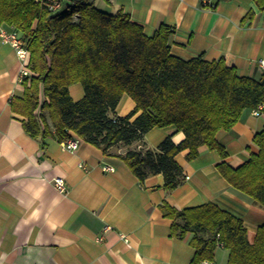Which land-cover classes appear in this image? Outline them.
Returning <instances> with one entry per match:
<instances>
[{
  "label": "crops",
  "instance_id": "1",
  "mask_svg": "<svg viewBox=\"0 0 264 264\" xmlns=\"http://www.w3.org/2000/svg\"><path fill=\"white\" fill-rule=\"evenodd\" d=\"M92 1L105 13L122 10L147 36L168 27L170 50L178 58H222L239 76L263 79L258 62L264 60V12L252 0H212V10L199 0ZM1 32L13 30L0 26V264H199L191 234L183 239L171 235L173 221L163 205L182 211L213 203L238 217L253 241L264 224V209L231 188L217 165L238 168L257 151L252 141L264 128V110L258 117L245 111L229 131L217 132L224 159L205 146L190 161L187 151L178 153L182 183L166 191L161 174L140 182L131 173L117 156L128 147L115 146L104 154L81 141L70 153L54 137L28 136L23 117L11 109V101L23 96L22 65ZM69 94L73 101L84 95L79 84L71 85ZM134 108L123 96L115 112L124 117ZM167 136L176 145L185 138L173 127L154 128L143 145L130 148L154 151ZM55 178L64 180L66 195L53 188ZM227 256L217 247L211 262L226 264Z\"/></svg>",
  "mask_w": 264,
  "mask_h": 264
},
{
  "label": "trees",
  "instance_id": "2",
  "mask_svg": "<svg viewBox=\"0 0 264 264\" xmlns=\"http://www.w3.org/2000/svg\"><path fill=\"white\" fill-rule=\"evenodd\" d=\"M252 1L264 12V0ZM2 25L12 28L29 54L23 96L11 101L24 132L58 141L77 137L104 154L128 147L117 156L131 173L140 182L161 174L166 191L182 183L178 153L187 151L190 161L205 146L224 159L217 132L229 131L243 112L264 103L263 79L239 76L222 58H178L170 50L168 27L147 36L122 10L105 13L92 0H0ZM73 84L83 89L79 101L69 94ZM123 96L135 108L121 117L115 111ZM166 127L182 132L184 140L176 145L167 136L154 151L130 148L143 145L151 129ZM252 143L257 151L248 161L238 168L222 162L217 170L231 188L264 209V128ZM161 208L173 221V237L191 234L195 261H211L223 247L226 264H264V224L249 242L242 221L213 203L182 211Z\"/></svg>",
  "mask_w": 264,
  "mask_h": 264
},
{
  "label": "built area",
  "instance_id": "3",
  "mask_svg": "<svg viewBox=\"0 0 264 264\" xmlns=\"http://www.w3.org/2000/svg\"><path fill=\"white\" fill-rule=\"evenodd\" d=\"M199 1H200L201 7L206 10H212L215 7L212 0H199ZM55 7H57V4H54L53 8ZM1 38L4 43H8L11 45V47L13 48L15 52V55L17 56L18 60L21 62L22 67L18 75V81L22 82L25 78L30 76V72L27 68L29 54L26 50L25 44L14 32H11L8 34L1 32ZM258 66L262 72V76L264 80V60H260L258 62ZM263 110H264V103L259 105L256 109L251 110V113L252 115L258 117L261 115V112ZM80 143H81V140L79 138L71 137L61 142L60 146L63 150L73 153L78 149ZM104 170L110 171L111 168H105ZM51 184L53 188L61 195H66L68 193L67 187L62 178L53 179L51 181ZM199 264H213V263L209 260H202L199 262Z\"/></svg>",
  "mask_w": 264,
  "mask_h": 264
}]
</instances>
